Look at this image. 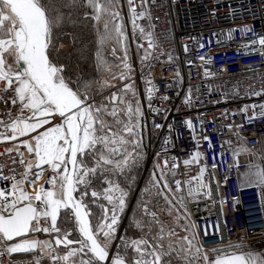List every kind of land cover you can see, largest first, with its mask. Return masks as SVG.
<instances>
[{
	"label": "snow or ice",
	"instance_id": "1",
	"mask_svg": "<svg viewBox=\"0 0 264 264\" xmlns=\"http://www.w3.org/2000/svg\"><path fill=\"white\" fill-rule=\"evenodd\" d=\"M126 2L133 40L139 31L140 39L148 41L140 57L144 100L153 112L167 111L152 107L157 89L143 75L156 47L148 0ZM121 7V0H0V102L4 105L0 142H13L5 153L15 152L19 159L12 162L23 169L12 168L4 174L0 166V255H8L10 264L16 253H33L35 264H42V259L49 264H264V248L253 247L244 237L237 241L225 237L219 220L213 232L207 225L200 235L189 205L212 200L213 189L204 179L208 165L199 147L201 140L208 141L209 149L213 145L203 131L197 138L191 119L183 123L192 131L197 150L182 163L185 169L196 165L199 171L188 179H176L173 188L169 177L178 174L181 160L168 155L171 141L165 137L141 189L137 210L130 217L129 227L138 235L129 236L126 229L117 241L129 195L121 181H128L145 157L144 112L132 81L134 69ZM80 9L83 19L93 22L99 79L73 78L60 59L63 45L57 42L64 35L62 29ZM246 31L247 27L241 29L242 34ZM108 45L115 63L105 56ZM253 45L264 48V35L241 47ZM142 47L139 44L138 50ZM118 50L122 56H116ZM9 91L13 95L5 98L3 94ZM249 95L262 96L264 91ZM9 103L16 108L15 116ZM184 103L191 104L190 94ZM249 108L251 116L247 115ZM239 112L248 122L264 118V102L245 105ZM206 123L200 122L201 129ZM241 126H226L239 143L233 147L231 140L222 141L221 147L227 144L232 155L229 168L238 169L239 157H247L244 171L236 173L238 190L255 188L264 210V146L249 148L238 131ZM161 127L155 124V128ZM168 127L172 129L171 124ZM215 158L213 169L217 167ZM46 170L51 172L47 187L37 184ZM211 175L214 179V173ZM227 179L226 175L225 185ZM215 191L219 196V182ZM232 199L234 204L238 202L236 197ZM216 203L222 216L225 200H213ZM217 237L219 243H206Z\"/></svg>",
	"mask_w": 264,
	"mask_h": 264
},
{
	"label": "built area",
	"instance_id": "2",
	"mask_svg": "<svg viewBox=\"0 0 264 264\" xmlns=\"http://www.w3.org/2000/svg\"><path fill=\"white\" fill-rule=\"evenodd\" d=\"M121 5L125 16L128 14L126 0H121ZM148 7L151 24L154 25L152 32L156 47L152 50L143 75L151 79L157 89L152 107L167 111L153 112L149 109L144 100L145 83L141 79V68L136 64V87L143 103L147 130L152 135V142L146 154L147 166L157 159L156 153L161 151L165 137H168L171 141L166 149L168 155L179 157L181 160L178 174L169 177L172 187H175L176 179L185 180L197 174L199 168L196 165L185 169L182 163L184 158L197 150L192 131L183 123L186 119H191L197 138H200L203 131V135H207L213 145L209 149L208 141L201 140L199 147L208 165L204 179L213 189L212 200H201L189 205L200 229V235L203 236L207 225H211L209 231L213 232L219 220L224 236L232 241L241 237H244L246 242L264 240V210L261 208L257 190H238L236 173L237 170L244 171L247 157H239L238 169L229 168L232 155L227 150V144L221 147L222 141L231 140L233 147L239 143L232 131L226 127L229 124L242 125L238 131L249 148L259 150L260 141L264 137V118L256 117L248 122L245 114L239 112L245 105L264 102V95H249L253 91H264V48L259 45L241 47L264 35V0H148ZM141 22L148 24L147 20ZM245 27L248 31L242 34L241 29ZM229 30H234L231 32V38L228 36ZM130 34L132 35V31ZM136 35L140 36L139 31ZM147 43V40L141 39L137 43L143 44L144 47L140 48L143 54ZM200 57L205 58L202 60ZM177 71L179 76L176 75ZM205 73L211 75L206 76ZM2 86L0 83V87ZM189 94L191 104L186 106L184 97ZM3 95L7 98L13 93L9 91ZM162 97L168 99H161ZM8 106L12 108V115L15 116L16 108L10 103ZM0 111H4L2 102ZM24 114L28 115L27 112ZM247 115H252L251 108ZM201 121H207L203 129ZM155 124H161L162 127L157 129ZM169 124L172 125L171 130ZM8 147H11L9 141L0 142V166L4 174H9L12 168L17 172L22 171L18 163L12 162L13 158L17 161L19 159L16 153H5ZM221 153L222 156L217 155ZM214 156L217 164L215 169L212 168ZM160 162H163V154ZM213 173L214 179L211 175ZM50 175V170H46L38 184L47 187L45 182ZM226 175L228 179L225 185ZM218 182L219 196L215 191ZM0 184H3V181H0ZM233 197L238 201L235 204ZM220 199L225 200L222 216L220 204H213V200ZM219 242L218 237L206 241L208 244ZM33 255L13 254L11 264H35ZM0 264H10L9 256L0 255ZM42 264H49V261L42 259Z\"/></svg>",
	"mask_w": 264,
	"mask_h": 264
},
{
	"label": "trees",
	"instance_id": "3",
	"mask_svg": "<svg viewBox=\"0 0 264 264\" xmlns=\"http://www.w3.org/2000/svg\"><path fill=\"white\" fill-rule=\"evenodd\" d=\"M83 11V9H80L78 12L73 13L71 20H67L62 29L64 35H62L60 40L57 42L58 45H63V47L60 48V59L63 63L67 65V72L71 74L73 78L78 75H82L86 78L99 79L101 78V75L97 73L95 66V30L92 27L93 22L90 19H83ZM73 37H75V39H73ZM136 39L137 41H139L140 36L136 35ZM111 47V45L107 46V48L105 49V56L110 62L115 63V58L111 54ZM120 52L121 51L118 50L116 55ZM261 141L260 148L262 147ZM152 167L153 164H150L148 169L152 170ZM142 169L143 163L141 164L139 169L133 170V172L128 177V181H121L122 184L129 189V195L127 197V207L125 209V212L122 213V218L119 222V227L125 216V213L128 212V214L127 217L125 216L122 229L119 230L118 227L119 235L124 234L126 229L128 230L129 236L138 235V233H136L132 228L129 227V223L130 217L133 215L134 211L137 210V202L141 198V189L146 186V183L150 177L144 175L138 187L136 195L132 201V197L136 191L137 185L141 178ZM133 177L135 179H133ZM131 201L132 203L130 209H128ZM164 218H166V216H164ZM23 254L28 256L30 253Z\"/></svg>",
	"mask_w": 264,
	"mask_h": 264
},
{
	"label": "rangeland",
	"instance_id": "4",
	"mask_svg": "<svg viewBox=\"0 0 264 264\" xmlns=\"http://www.w3.org/2000/svg\"><path fill=\"white\" fill-rule=\"evenodd\" d=\"M121 10H122V7H121ZM121 12H122V15H123V11H121ZM123 16H124V15H123ZM124 17L127 18V19L124 20V23H125V25H126V33H127V36H128V41H127V43H128V49H129V51H128L129 60H130V62H131V64H132V66H133V69H134V66H135L136 64L138 65V67H139V69H140V68H141V60H140V57H142L144 54H143V52H142V50H141L140 48H139V50H138V44H137L138 41H137V39L135 38V40H133L132 35L130 34V31H132V26H131V23H130L129 20H128V14L125 15ZM141 23H142V22H141ZM122 55H123V52L121 51V52H120L119 54H117L116 56L119 57V56H122ZM132 81H133V82L135 83V85H136V82H135V71H134V73L132 74ZM118 83H119V82H118ZM137 91H138V90H137ZM138 93H139V92H138ZM105 94H107V91H106ZM139 98H140V100H141V96H139ZM97 99H99V97H97ZM141 103H142V100H141ZM142 109H143V112H144V116H143V118H142V126H143L142 139H143V145H144L145 157H144V160H143V169H142V173H141V178H140L139 183H138V185H137L136 191H135V193H134V195H133V197H132V201H133V198H134L135 195H136V192H137V190H138V187H139V185H140V183H141L142 178L144 177V175H146V176H150V174H151V170L148 169V166H147V168L145 169V164H146V154H147V150H148V148L150 147V144H151V142H152V135L149 134V132H148V130H147L146 119H145V111H144L143 103H142ZM138 138H139V137H138ZM152 168H153V167H152ZM152 168H151V169H152ZM144 169H145V170H144ZM147 169H148L149 171H148ZM144 198L147 199V196H145ZM132 201L130 202V205H129L128 209H130V206H131ZM162 202H163V201H161V203H162ZM127 214H128V212L125 213V216H126V217H127ZM125 216H124V218H123V220H122V222H121V225H120V227H119V230L122 229V225H123V223H124ZM163 219H167V217H166V218L163 217ZM119 230H118V231H119ZM177 231H179V229H178ZM180 234L183 235L182 232H180Z\"/></svg>",
	"mask_w": 264,
	"mask_h": 264
},
{
	"label": "crops",
	"instance_id": "5",
	"mask_svg": "<svg viewBox=\"0 0 264 264\" xmlns=\"http://www.w3.org/2000/svg\"><path fill=\"white\" fill-rule=\"evenodd\" d=\"M262 141V146H264V137L261 139ZM9 144L12 146L13 142L9 141ZM42 178V177H41ZM41 181V179L39 181H37V184ZM119 236V235H118ZM40 238H45V236H41ZM118 239V238H117ZM247 243L251 244L253 247L260 249V248H264V240H251V241H247ZM17 254V253H16Z\"/></svg>",
	"mask_w": 264,
	"mask_h": 264
},
{
	"label": "water",
	"instance_id": "6",
	"mask_svg": "<svg viewBox=\"0 0 264 264\" xmlns=\"http://www.w3.org/2000/svg\"><path fill=\"white\" fill-rule=\"evenodd\" d=\"M147 168V163L145 164V169ZM144 169V170H145ZM118 235H119V231H118V234H117V238H118ZM113 250V249H112Z\"/></svg>",
	"mask_w": 264,
	"mask_h": 264
}]
</instances>
